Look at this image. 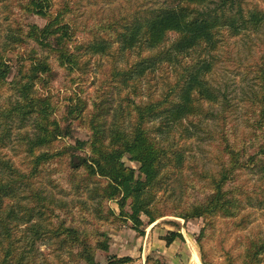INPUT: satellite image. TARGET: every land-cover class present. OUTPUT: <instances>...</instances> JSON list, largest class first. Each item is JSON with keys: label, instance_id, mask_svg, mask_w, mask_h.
<instances>
[{"label": "trees", "instance_id": "trees-1", "mask_svg": "<svg viewBox=\"0 0 264 264\" xmlns=\"http://www.w3.org/2000/svg\"><path fill=\"white\" fill-rule=\"evenodd\" d=\"M3 1L46 23L10 25L0 46V93L8 94V104L0 108V264H101L96 252L110 249L106 228L85 226V216L77 222L67 202L47 196L36 185L44 168L62 158L68 159L63 180L71 188L81 191L91 181L99 184L92 192L100 198L101 219L130 222L144 236L145 225L165 215L155 204L157 193L172 177L168 166H177L176 159L184 156L154 132L166 139L174 137L178 128L189 133L186 122L201 130L205 125L217 151L216 167L195 170L194 177L185 178L180 189L184 201L171 212L186 221L206 220L199 243L203 264H211L200 241L215 227L214 218L229 219L239 229L247 223L241 215L247 203L255 198L264 205V42L247 59L235 58L226 49L228 59L255 84L246 99L242 127L210 78L230 37L264 26V9L250 0H163L145 14L104 17L97 23L78 21L77 0ZM117 50L136 51L138 59L126 69L112 62L110 76L92 102L76 93L65 97L68 104L63 111L61 99L55 100L52 92L58 69L74 73L83 68L88 54L114 58ZM12 52H17V66L9 57ZM165 60L183 66L182 74L160 98L152 95L144 100L139 78L165 67ZM119 83L133 90L123 96L125 103L110 124L104 116L105 93ZM216 103H221L218 111ZM78 119H87L89 138L54 147L72 136V123ZM31 120L33 133L18 132L23 147L16 162L6 149L14 142V130ZM125 158L137 162L138 169L128 166ZM244 173H258L259 185L251 188L248 177L242 179ZM109 200L117 201L119 214L105 204ZM79 214L77 208L75 215ZM142 215L148 217L147 223ZM177 238H183L178 230H169L164 237L168 246ZM41 244L58 253L56 263L40 250ZM62 252L69 255L68 262ZM226 257L223 264H237L239 257L240 264L261 263L264 235L248 237L243 254L229 252ZM133 261L129 255H112L105 264ZM146 264L169 262L148 255Z\"/></svg>", "mask_w": 264, "mask_h": 264}, {"label": "rangeland", "instance_id": "rangeland-1", "mask_svg": "<svg viewBox=\"0 0 264 264\" xmlns=\"http://www.w3.org/2000/svg\"><path fill=\"white\" fill-rule=\"evenodd\" d=\"M250 1L264 9V0ZM77 2L78 10H76V13L78 21L86 22L91 20L92 22V19H95L94 22L98 23L100 20L111 16L121 17L124 15L135 16L145 14L159 7L163 0H77ZM21 23H35L43 26L46 23V19L38 15L24 13L23 10L15 7L11 8L6 1L0 0V46L7 39L9 26H16V24ZM227 33L229 32L227 31ZM228 40L230 43L220 52L219 61L210 78L219 91L220 100L222 101L226 97L233 108L236 123L242 127L245 105L247 103L246 99L255 88V84L251 76L239 72L233 60L228 59L226 49L229 47L230 54L235 58H249L252 54L256 53L258 46L264 42V26L258 31L245 30L241 35L232 36ZM145 53L146 51L143 52V55ZM16 56L17 52L9 53L14 66H17ZM137 59L138 55L136 51L124 54L123 50H117L114 58L104 57L100 54H88L85 57L86 63H84L83 68L74 73H69L66 69L59 68L52 88L55 100L59 101L61 99L63 105L61 109L63 111L68 104L65 97H73L76 93L78 94L77 96H82L91 103L102 91L104 85L102 81L109 78L112 62L120 68L126 69ZM165 61V67L158 68L155 72L148 73L146 76L139 78L144 100H149L152 95L160 98L162 94L171 90L176 83L177 77L182 74L183 66L176 67L170 61ZM14 73L16 74V67L14 68ZM132 90L133 87L130 89L123 83H119L118 85L112 84L109 87V90L105 93V106L107 110L104 115L108 123H112L113 116L117 113L118 108L125 103L123 96ZM65 103L66 105H64ZM7 104L8 94L0 93V108ZM220 108L221 103L214 105L216 111ZM86 120L81 121L78 119L73 121L72 136L60 139L54 147L61 149L63 146L75 144L76 139H88L90 132ZM185 124L190 128L189 133L182 132V128H178L174 137L169 136V139H166L167 137L160 135L157 131L154 132L164 144H172L171 146L181 149L184 152V156H179L176 159L177 166H168L172 177L165 182V186L157 193V202L155 204L159 213H164L165 215L160 217L154 224L145 225L146 232L144 236L139 235L131 228L130 222L123 223L113 218H100L102 215L98 213V210L102 209L100 205L101 201L92 192V189L99 184L91 181L81 191H78L75 187L71 188L66 184L63 176H66L69 171L67 158L55 160L46 169L44 168L43 175L39 178L36 185L42 188L47 196L52 195L58 198V200L61 199L67 202L68 208L72 210L71 215L78 219L77 222L81 219V216H85V218H88L86 223L82 221L85 226L91 228H96V226L101 228L103 226L107 229L110 249L108 251L98 250L96 252V260L101 264H105L108 257L112 255H117L118 257L132 256L134 261L127 264H146L148 255L161 257L169 262V264H194V262L196 264H203L199 236L202 228L206 225V220L201 217L186 221L184 218L172 215L171 211L175 204H182L184 201V197L180 192L182 181L185 178L194 177L195 170L199 171L201 169L206 170L212 166L216 167L213 155L217 151L214 146V140L205 132V125H202L203 130H201L192 127L187 122ZM208 124L213 129V122L209 121ZM15 126H18V123ZM19 128L14 130V142H11L6 149L9 156L16 162L21 156L18 155L19 149L23 147L22 144L19 145L20 136L18 132L24 133L27 131L33 133L35 130L33 120L28 121L23 128ZM124 160L128 166L138 169L139 165L137 162L127 158ZM83 174H79L78 178H81ZM259 176L258 173H244L242 179L248 177L246 179L249 180V185L253 188L259 185ZM55 180L61 181L62 185H58ZM105 204L119 214L120 210L116 200H109ZM77 208L81 210V214L79 215H75ZM241 215L246 216L247 219V223L244 227H241L242 229H234V224L229 219L222 217L214 218L215 227L200 241L204 246L206 258L211 264L225 263L227 261L226 254L229 252L234 256H240L244 253L248 237L254 238L264 235V205H261L254 198L252 202L247 203ZM142 218L147 223L148 217L142 215ZM169 230L182 232L183 238H177L170 246L166 244V241L163 243L159 242V239H164ZM40 250L47 253L51 259L50 261L54 263L58 261L56 260V254L58 253L52 252V248L49 246L41 244ZM62 259L68 262L69 255L62 252ZM37 261L43 262V260ZM242 261V257H239L237 264H240ZM259 264H264V260Z\"/></svg>", "mask_w": 264, "mask_h": 264}, {"label": "crops", "instance_id": "crops-1", "mask_svg": "<svg viewBox=\"0 0 264 264\" xmlns=\"http://www.w3.org/2000/svg\"><path fill=\"white\" fill-rule=\"evenodd\" d=\"M159 242L163 243V242H165V240H164L163 238H160V239H159ZM146 249H147V248H146ZM146 249H145V251H146ZM194 264H196V262H194Z\"/></svg>", "mask_w": 264, "mask_h": 264}]
</instances>
